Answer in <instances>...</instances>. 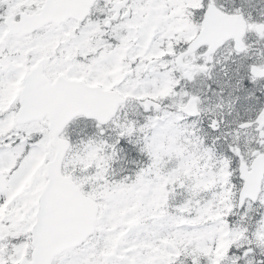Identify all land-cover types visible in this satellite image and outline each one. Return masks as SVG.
I'll return each instance as SVG.
<instances>
[{
  "label": "snow or ice",
  "instance_id": "snow-or-ice-1",
  "mask_svg": "<svg viewBox=\"0 0 264 264\" xmlns=\"http://www.w3.org/2000/svg\"><path fill=\"white\" fill-rule=\"evenodd\" d=\"M0 264H264V0H0Z\"/></svg>",
  "mask_w": 264,
  "mask_h": 264
}]
</instances>
